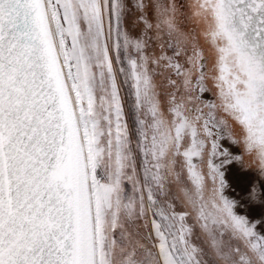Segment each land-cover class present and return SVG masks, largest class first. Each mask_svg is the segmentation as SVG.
<instances>
[{"label": "snow or ice", "instance_id": "6c2138e0", "mask_svg": "<svg viewBox=\"0 0 264 264\" xmlns=\"http://www.w3.org/2000/svg\"><path fill=\"white\" fill-rule=\"evenodd\" d=\"M0 264H264V0H0Z\"/></svg>", "mask_w": 264, "mask_h": 264}]
</instances>
